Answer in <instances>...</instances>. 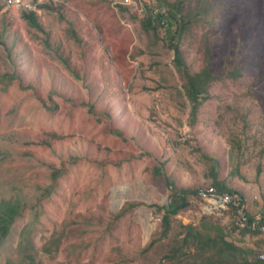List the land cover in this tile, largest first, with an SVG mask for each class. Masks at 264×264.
<instances>
[{
  "label": "rangeland",
  "instance_id": "374dc122",
  "mask_svg": "<svg viewBox=\"0 0 264 264\" xmlns=\"http://www.w3.org/2000/svg\"><path fill=\"white\" fill-rule=\"evenodd\" d=\"M254 1L207 0L216 16L209 10V22L182 34L189 69L209 65L218 76L195 122L176 95L184 80L173 50L132 16H143L144 1L49 0L37 11L39 27L2 6L0 202H18L21 213L0 243V264H174L166 255L181 244V225L202 222L257 254L255 234L231 214L205 213L199 198L162 239L163 210L150 206L170 202V180L212 185L200 148L219 160V178L250 212L264 216V0ZM204 2L186 0L181 14ZM234 62L242 77L225 69ZM128 202L140 205L116 216Z\"/></svg>",
  "mask_w": 264,
  "mask_h": 264
},
{
  "label": "trees",
  "instance_id": "16d2710c",
  "mask_svg": "<svg viewBox=\"0 0 264 264\" xmlns=\"http://www.w3.org/2000/svg\"><path fill=\"white\" fill-rule=\"evenodd\" d=\"M185 1L186 0H145L144 9L141 13L143 16L140 17L139 14H132V16L135 18H140L139 21L141 22L145 32H152L154 36V43L157 40L163 41L167 48L173 50V62L179 73L182 75V79L184 80L180 87L175 86L176 95L179 94L180 97H183V100L180 101L181 105H188L190 107L191 120L192 122H195L199 107L208 98L209 88L218 76L210 70L209 65L204 66L198 71H191L188 65L185 63V59L180 48V40L184 30L188 28V25L191 22H197L199 20H202L205 23L209 22L207 19L208 11H214V15L216 16L217 8L216 3H210L205 0L201 11H197L194 14H181V5H183ZM243 3L246 2L243 1ZM118 4L122 5L121 3ZM252 4L253 7L259 6L255 5L254 0H252ZM49 5L52 6L51 3H48L42 5L41 8L47 7ZM263 5L264 4L260 6L263 7ZM123 6H121L123 10H128L127 7ZM233 6L234 8L237 7L235 3ZM1 8L2 4L0 2V9ZM243 16L244 19H246L244 14ZM22 17L30 24L39 27L40 23L36 11L23 12ZM187 17H189V19H186ZM191 17H193V20H190ZM248 18H250V25L256 26L255 20H253L251 17ZM238 47L239 49L243 48L240 46ZM208 51V54L210 55L211 49ZM165 65L167 66L168 63L166 62ZM228 65L234 66L233 69L228 71L230 72L231 77L238 78L243 76L244 67L242 65H238L237 62L229 63L225 65V69ZM161 74L162 81L174 83L166 72L162 71ZM253 91L254 87H251L249 92ZM230 141L233 145V150L235 148L241 150L242 143L240 139L234 140L231 138ZM194 151L200 154L199 158L203 164L206 165L207 173L212 180V185L219 192L240 193L236 189L228 186L225 180L219 178L218 168L220 163L216 157L205 154L200 148H195ZM231 154L233 155V153ZM63 172L64 171L62 169L54 170L52 176L56 178ZM167 183L172 189L170 202L165 205H150L157 211L163 210L161 217L162 232L160 233L162 237H160V239L168 237V233L171 230L172 220L179 213V211L190 206L195 198H199L198 188H179L175 183H173L172 180L168 181ZM137 205H140V203L128 202L127 207L124 208L122 212H119L116 216L123 215L126 210L134 208ZM20 208L21 207L18 202L7 200L0 202V243L3 242L4 238H6V236L9 234L11 225L20 215ZM205 218L207 219V217ZM181 226L183 230H185L184 235H182L183 230L182 233H178L182 236L177 240L178 242L181 241V244L177 247H174L170 251V254L166 255L169 261L176 259L174 264H241L247 263L250 260H254L256 258V254L251 248H244L237 245L235 241L227 239V234H225L221 226L216 223L207 224L202 222L201 227L191 223L183 224ZM242 228L245 231H249V229L246 227ZM213 229H217L218 231L214 232ZM245 231H243V233H245ZM155 241L156 239L153 240V243ZM237 258L240 259L238 260Z\"/></svg>",
  "mask_w": 264,
  "mask_h": 264
},
{
  "label": "built area",
  "instance_id": "2783aa9c",
  "mask_svg": "<svg viewBox=\"0 0 264 264\" xmlns=\"http://www.w3.org/2000/svg\"><path fill=\"white\" fill-rule=\"evenodd\" d=\"M47 1L49 0H2L8 9L19 12L37 10L42 3ZM198 196L205 213L220 216L231 214L237 224L246 227L257 236L261 247L256 258L241 264H264V216L253 215L244 197L238 192H219L213 185H210L199 188Z\"/></svg>",
  "mask_w": 264,
  "mask_h": 264
},
{
  "label": "clouds",
  "instance_id": "9594fccd",
  "mask_svg": "<svg viewBox=\"0 0 264 264\" xmlns=\"http://www.w3.org/2000/svg\"><path fill=\"white\" fill-rule=\"evenodd\" d=\"M142 1H145V0H142ZM0 2H1V4H2V6L4 7V4H3V2H2V0H0ZM47 3H50L49 1H47V2H44V3H42L40 6H39V8L38 9H41V6L42 5H44V4H47ZM127 5H129L128 3H127ZM38 9L37 10H34V11H38ZM24 12H28V11H24Z\"/></svg>",
  "mask_w": 264,
  "mask_h": 264
}]
</instances>
